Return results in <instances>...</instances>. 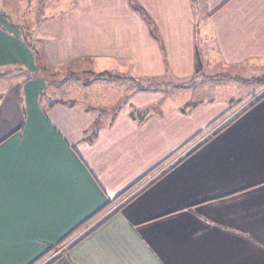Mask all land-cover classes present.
I'll use <instances>...</instances> for the list:
<instances>
[{"label": "crops", "instance_id": "obj_1", "mask_svg": "<svg viewBox=\"0 0 264 264\" xmlns=\"http://www.w3.org/2000/svg\"><path fill=\"white\" fill-rule=\"evenodd\" d=\"M125 1L47 0L30 31L37 55L0 14V75L22 72L0 90V264H264V95L161 90L200 81L210 58L252 80L264 0H137L153 2L170 73ZM75 62L160 81L106 111L41 104L43 73Z\"/></svg>", "mask_w": 264, "mask_h": 264}, {"label": "rangeland", "instance_id": "obj_2", "mask_svg": "<svg viewBox=\"0 0 264 264\" xmlns=\"http://www.w3.org/2000/svg\"><path fill=\"white\" fill-rule=\"evenodd\" d=\"M123 3L125 4V19L131 20V18H137L141 25L146 26L148 32L147 36H150L153 40H155L160 47V50L156 48L155 51L154 48L145 46L146 51L150 52V54H152L156 60H158L160 54L163 65L166 66V70L168 73H170L167 67L168 64L166 60L167 54L165 51V41L164 38H162L161 33L158 32L153 21V2L146 6L144 5V2L137 0H127ZM196 3L197 2H193L194 5H196ZM46 4L47 0H31L29 2L18 0H0L1 9H5L6 11L10 12V14L15 17V21H22L25 29H27L26 31L29 32L28 36L30 37L31 41L33 38L32 33L35 35L34 31L37 29L36 22L39 21L38 19H40L41 15L47 11L45 9ZM200 5H203V2H200ZM200 7L201 6H196L198 9H200ZM33 28L34 31L30 32L33 30ZM199 34L202 36L203 32L200 31ZM135 37H137V33L134 30V26L125 29V40L128 39V42H130L132 38L134 39ZM208 50L206 52L208 56L215 54L214 50ZM34 51L37 55L38 49L35 48ZM128 53L135 55V50L130 47L128 48ZM210 60H213L215 63L213 64L212 62L210 65L204 67V73L199 79L200 81L191 80L189 83L187 82V86L181 88L179 87L180 83L176 82V80H172L171 82L168 80H161L165 83L164 87L160 86L161 90L164 91L165 94H169V97L171 96L174 98L173 95L177 96L184 93L185 91L187 92L186 89H190L189 87L195 85L194 87L197 89L195 92L196 97L208 98L215 95L213 94L212 89L216 84H219L221 87L225 85L223 94L233 95V91L238 90V95H242V99L244 101L248 100L250 102L258 99L264 94V66L262 67L259 65L257 68L253 67L255 70V74L252 76L253 79L246 80L236 74L237 72H244L240 66L219 65L218 59L216 60L210 58ZM38 68L39 70H37L39 74H42L41 68ZM90 68L91 66L87 62H75L62 70L54 71L53 69H50V72L43 73V75H45L47 78L48 85L45 88L46 92L40 96L41 104H47L49 103V100L64 99L66 101H81L80 99H82L86 101L89 106L97 107L95 110L96 112L106 111L107 108L113 104H122V100L127 96L134 98L136 96L133 93L134 91L149 90V88L141 87L140 85H151L153 80L160 81L158 80L159 78L154 79L147 76H134V78H131L126 76L128 74H121L115 69L108 71L110 75L109 77H100L96 71H91ZM126 69V73H132L130 67ZM21 73L22 72L19 71V69H14L6 76L0 75V90L3 89V87H5L12 79L16 77L19 78ZM218 73H227V77L224 78V76L221 75L217 76ZM198 77L199 76H197L195 79ZM237 77H239L241 80H237ZM201 83L205 84V86H202ZM199 84L200 86H198ZM202 89H205L206 91L203 92ZM250 91H252L251 94ZM259 236L264 240V234L259 232Z\"/></svg>", "mask_w": 264, "mask_h": 264}, {"label": "trees", "instance_id": "obj_3", "mask_svg": "<svg viewBox=\"0 0 264 264\" xmlns=\"http://www.w3.org/2000/svg\"><path fill=\"white\" fill-rule=\"evenodd\" d=\"M0 14H3L4 16H6L7 17V19L9 20V22H10V24L12 25V26H14V27H19L17 24H15V19H14V16L12 15V14H10V12H8V11H6L5 9H1L0 8ZM20 25H21V28H22V40L25 42V44L31 49V51H33L34 53H35V51H34V46H33V42L31 41V39H30V37L28 36V34L26 33V30H23V28L25 29V27H23L24 25L22 24V21H20ZM36 54V53H35ZM28 75L29 76H33L32 74H30V73H28ZM98 75L100 76V77H104V76H107V77H109L110 75H109V72L107 71V70H104V71H101V72H98ZM221 76H224V77H227V74L226 75H221ZM192 79H189V80H186V81H181V82H179L180 84H179V87H185V86H187V81H191ZM153 83L154 82H152L151 83V85H153ZM151 85H144V86H142V85H140L141 87H145V88H150V87H152ZM264 95V94H263ZM261 97V96H260ZM259 97V98H260ZM258 98V99H259ZM258 99H256V100H254V101H257ZM127 190H125V192H126ZM124 193V192H123ZM58 247V245H55V246H53V248L54 249H56Z\"/></svg>", "mask_w": 264, "mask_h": 264}]
</instances>
